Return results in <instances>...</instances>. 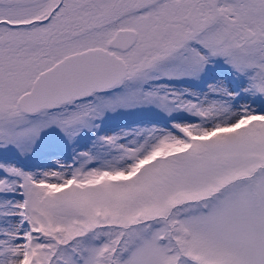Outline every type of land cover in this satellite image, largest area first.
Returning a JSON list of instances; mask_svg holds the SVG:
<instances>
[{
    "label": "snow or ice",
    "instance_id": "obj_1",
    "mask_svg": "<svg viewBox=\"0 0 264 264\" xmlns=\"http://www.w3.org/2000/svg\"><path fill=\"white\" fill-rule=\"evenodd\" d=\"M0 264H264V0H0Z\"/></svg>",
    "mask_w": 264,
    "mask_h": 264
}]
</instances>
